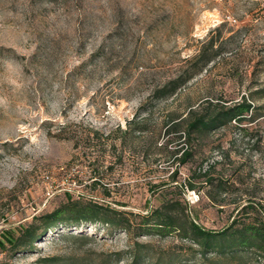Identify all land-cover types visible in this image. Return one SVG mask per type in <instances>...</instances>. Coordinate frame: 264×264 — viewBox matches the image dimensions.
<instances>
[{
	"label": "rangeland",
	"instance_id": "374dc122",
	"mask_svg": "<svg viewBox=\"0 0 264 264\" xmlns=\"http://www.w3.org/2000/svg\"><path fill=\"white\" fill-rule=\"evenodd\" d=\"M203 51L206 66L194 60ZM198 67L177 94L148 101ZM258 92L264 0H0V240L69 200L123 212L132 226L58 227L33 252L0 248V264H127L136 242L148 244L142 264H264L137 230L169 201L216 233L264 221V97L254 122L191 135L185 122L191 109L211 115ZM137 115L142 132L130 125ZM178 150L191 152L186 164Z\"/></svg>",
	"mask_w": 264,
	"mask_h": 264
},
{
	"label": "trees",
	"instance_id": "16d2710c",
	"mask_svg": "<svg viewBox=\"0 0 264 264\" xmlns=\"http://www.w3.org/2000/svg\"><path fill=\"white\" fill-rule=\"evenodd\" d=\"M213 45V41L210 42ZM195 61L203 62L202 66H206L212 62V57H206L205 52H201ZM199 66V65H198ZM197 68V67H196ZM201 67L195 69L192 73L183 72L177 77L170 79L164 83L160 88L156 89L154 94L148 101L152 99H161L177 94L179 89L189 83L194 75H196ZM261 92L251 93L250 98L243 97L241 102H237L231 107H222L216 110L213 114L203 113L197 115L193 109L188 113L187 119V133H205L216 130L220 127L231 124L232 122L250 121L254 122L260 117L257 113L255 101L263 98ZM148 105H142L140 111L148 112ZM137 119L130 123L135 127L133 132H142V124L144 122H137ZM176 124V123H175ZM178 124V123H177ZM175 125L169 132L174 130L178 125ZM128 130L126 131V133ZM177 159L181 164H186L192 156L191 152L187 150H178ZM178 172L174 173L176 178ZM207 174L201 175V177ZM197 184L190 182L189 190H195ZM108 192V189H104ZM189 207L183 206L179 201H169L163 207L148 212L141 216V223L137 227L139 236H161L167 237L175 233L179 234L181 238L191 241L194 245L199 246L201 254H209L219 250L225 251L229 249H239L251 251L257 254L259 258L264 260V221L256 220L249 225L242 228L237 227V221L220 233L206 230L195 219H192L188 212ZM186 219L182 222L181 216ZM102 223L111 228H120L124 232L132 233L131 221L123 212L114 211L110 207H102L92 201H74L69 200L68 203L52 212L35 216L33 221L28 225L20 227L19 232L5 233L4 241L0 240V248L3 251L11 252L13 254L30 253L35 250V245L41 242L49 232L54 231L58 227L65 229L81 228L84 224ZM72 239L80 240L87 239L80 235H72ZM137 248L134 253L128 257L127 264H142L144 261V250L147 249L148 244L136 242ZM130 258V259H129ZM124 256H120L118 261L124 260ZM58 257L41 258L37 260L38 264H59ZM130 260V261H129Z\"/></svg>",
	"mask_w": 264,
	"mask_h": 264
},
{
	"label": "built area",
	"instance_id": "2783aa9c",
	"mask_svg": "<svg viewBox=\"0 0 264 264\" xmlns=\"http://www.w3.org/2000/svg\"><path fill=\"white\" fill-rule=\"evenodd\" d=\"M192 196L195 198V200H198V196H197L196 191H193V192H192Z\"/></svg>",
	"mask_w": 264,
	"mask_h": 264
}]
</instances>
